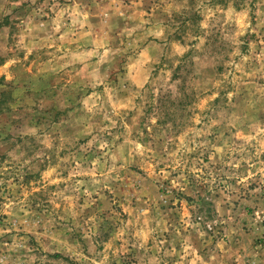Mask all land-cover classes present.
<instances>
[{
    "label": "rangeland",
    "instance_id": "1",
    "mask_svg": "<svg viewBox=\"0 0 264 264\" xmlns=\"http://www.w3.org/2000/svg\"><path fill=\"white\" fill-rule=\"evenodd\" d=\"M0 264H264V0H0Z\"/></svg>",
    "mask_w": 264,
    "mask_h": 264
},
{
    "label": "trees",
    "instance_id": "2",
    "mask_svg": "<svg viewBox=\"0 0 264 264\" xmlns=\"http://www.w3.org/2000/svg\"><path fill=\"white\" fill-rule=\"evenodd\" d=\"M58 255H60V254H56V256H58Z\"/></svg>",
    "mask_w": 264,
    "mask_h": 264
}]
</instances>
